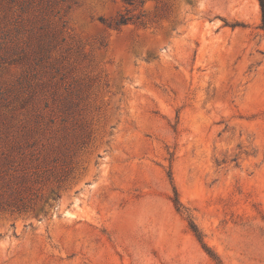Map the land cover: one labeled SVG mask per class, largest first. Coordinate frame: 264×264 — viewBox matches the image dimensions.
<instances>
[{"label":"rangeland","instance_id":"rangeland-1","mask_svg":"<svg viewBox=\"0 0 264 264\" xmlns=\"http://www.w3.org/2000/svg\"><path fill=\"white\" fill-rule=\"evenodd\" d=\"M0 264H264L259 0H0Z\"/></svg>","mask_w":264,"mask_h":264},{"label":"trees","instance_id":"trees-1","mask_svg":"<svg viewBox=\"0 0 264 264\" xmlns=\"http://www.w3.org/2000/svg\"><path fill=\"white\" fill-rule=\"evenodd\" d=\"M126 3L128 4H134V0H124ZM260 1V6L262 9V13H263V29H264V0H259ZM131 20V17H126L124 15H121V17L119 19L116 20L115 24L118 25H122V24H126ZM13 194V193H11ZM177 203H179L178 199L176 200ZM197 230V229H196Z\"/></svg>","mask_w":264,"mask_h":264}]
</instances>
